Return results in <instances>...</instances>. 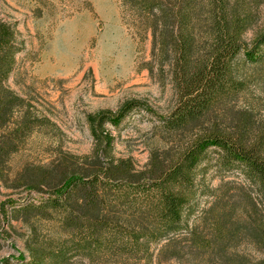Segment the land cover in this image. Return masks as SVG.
<instances>
[{"label":"rangeland","instance_id":"1","mask_svg":"<svg viewBox=\"0 0 264 264\" xmlns=\"http://www.w3.org/2000/svg\"><path fill=\"white\" fill-rule=\"evenodd\" d=\"M0 18L14 25L18 45L5 83L25 99L14 118L0 129V136L16 126L14 121L20 120L26 107L42 117L17 139L18 148L0 159V264H17L23 258L20 253L29 258L30 238L43 240L62 231L54 209L47 210L53 215L48 218L26 205L50 195L67 171L84 167L83 156L95 147L90 117L103 110L115 113L126 101H138L118 123L106 120L97 129L111 134L110 154L131 157L139 169L151 155L169 157L198 125L175 132L163 127L164 116L176 102L169 64L159 63L152 53L149 31L136 27L121 0H0ZM263 26L264 3L243 39L251 42ZM260 52L262 58L256 61H247L243 53L236 57L234 74L243 85L215 105L203 125L230 128L243 120L249 135L264 130V44ZM237 185L254 197L263 212L258 186L239 166L222 164L219 149L209 146L195 167L196 191L185 210V222L189 226L199 223L201 233L207 234L208 219L199 216L219 186L235 191ZM175 237L171 247H179L180 252L170 257L169 252L158 254L164 240L150 243L152 264H223V258L253 264L264 256V251L244 238L225 248L212 242L213 248L195 249L186 228ZM140 262L143 259L106 264ZM68 264L90 262L75 254Z\"/></svg>","mask_w":264,"mask_h":264},{"label":"trees","instance_id":"2","mask_svg":"<svg viewBox=\"0 0 264 264\" xmlns=\"http://www.w3.org/2000/svg\"><path fill=\"white\" fill-rule=\"evenodd\" d=\"M121 1L136 27L149 31L159 63L169 64L176 102L164 116L163 127L175 132L198 125L197 131L169 157L151 155L139 169L131 157L110 154L111 134L97 129L106 120L118 123L138 101L90 117L95 147L83 156L84 167L67 171L50 195L26 205L48 218L53 215L47 210L54 209L62 231L43 240L30 238L29 258L20 253L23 258L17 264H68L75 254L86 256L90 264L128 259L152 264L150 243L164 240L158 254L178 255L180 248L171 243L183 228L195 249L212 247V242L225 248L244 238L264 251V211L242 185L235 191L219 186L199 216L208 219L207 234L201 233L199 223L185 222L196 191L195 167L212 145L219 149L222 164L239 166L258 186L264 204V130L249 135L243 120L230 128L202 122L215 105L241 89L243 83L234 74L236 57L243 53L247 61L262 58L264 26L251 42L242 36L257 21L264 0ZM15 36L14 25L0 18V129L25 101L5 83L16 62ZM25 111L10 132L1 134L0 159L17 149V139L42 119L28 107ZM223 259V264H249L245 259ZM253 264H264V256Z\"/></svg>","mask_w":264,"mask_h":264}]
</instances>
